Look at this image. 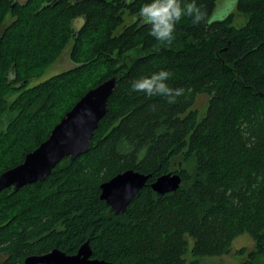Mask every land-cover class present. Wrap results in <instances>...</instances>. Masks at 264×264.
<instances>
[{"label": "trees", "instance_id": "obj_1", "mask_svg": "<svg viewBox=\"0 0 264 264\" xmlns=\"http://www.w3.org/2000/svg\"><path fill=\"white\" fill-rule=\"evenodd\" d=\"M218 1L196 3L211 18ZM149 2L0 0V175L90 89L119 78L88 153L64 158L43 182L0 192V264L54 249L75 255L87 241L92 258L110 264H205L243 234L254 244L250 264L264 257V0H237L241 27L233 15L186 17L171 43L142 22ZM70 38L75 68L28 87ZM161 70L184 89L174 104L132 90ZM198 95L208 98L201 117ZM128 170L149 179L115 215L100 185ZM168 173L180 187L154 193L150 184Z\"/></svg>", "mask_w": 264, "mask_h": 264}, {"label": "water", "instance_id": "obj_2", "mask_svg": "<svg viewBox=\"0 0 264 264\" xmlns=\"http://www.w3.org/2000/svg\"><path fill=\"white\" fill-rule=\"evenodd\" d=\"M114 76L90 89L68 111L52 129L49 137L34 151L25 155L21 164L0 175V192L11 188L14 192L25 185L43 182L51 171L64 159L74 160L91 149V139L99 121L106 115L109 97L118 83ZM149 175L133 170L120 173L100 185V200L115 215L125 212L126 208L146 186ZM181 184L178 174L168 173L150 184V189L163 196L175 192ZM24 264H110L93 259L88 241L75 255L54 249L41 256H28Z\"/></svg>", "mask_w": 264, "mask_h": 264}, {"label": "clouds", "instance_id": "obj_3", "mask_svg": "<svg viewBox=\"0 0 264 264\" xmlns=\"http://www.w3.org/2000/svg\"><path fill=\"white\" fill-rule=\"evenodd\" d=\"M144 24L150 26L149 34L161 42L171 43L177 24L184 18H191L193 24L210 19L206 10L197 5L196 0L183 3L181 0H151L139 9ZM171 73L165 70L142 77L132 83V90L148 96L158 95L167 98L169 104L176 103V97L184 94V89L171 88L167 81Z\"/></svg>", "mask_w": 264, "mask_h": 264}, {"label": "rangeland", "instance_id": "obj_4", "mask_svg": "<svg viewBox=\"0 0 264 264\" xmlns=\"http://www.w3.org/2000/svg\"><path fill=\"white\" fill-rule=\"evenodd\" d=\"M23 2L24 0H18ZM237 0H219L216 4V8L210 18L211 21L223 20L226 17L233 15V25L235 27H241L246 22V17L243 14H238L236 9ZM130 19L125 21V24L130 23ZM11 22V18L8 17L4 25ZM83 24V19L78 18L71 22L73 29H78ZM72 46V39L70 38L66 45L60 50L58 56L45 67L39 76L34 77L28 83V87H32L42 81L49 79L50 77L66 72L75 68V64L70 60V50ZM208 98L205 95H198L195 99L193 109L197 110L199 117L204 114ZM254 251V244L248 234H243L235 238L230 245V252L227 255L221 257H208L205 259V264H250V254ZM208 262V263H207ZM255 263L264 264V257L260 256Z\"/></svg>", "mask_w": 264, "mask_h": 264}]
</instances>
